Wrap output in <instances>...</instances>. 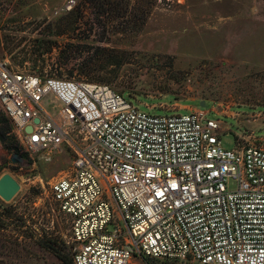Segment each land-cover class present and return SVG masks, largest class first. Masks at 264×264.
Listing matches in <instances>:
<instances>
[{"label": "built area", "instance_id": "1", "mask_svg": "<svg viewBox=\"0 0 264 264\" xmlns=\"http://www.w3.org/2000/svg\"><path fill=\"white\" fill-rule=\"evenodd\" d=\"M0 109L27 149L72 153L49 187L73 264H264V147L224 149L208 112L151 115L108 86L1 58Z\"/></svg>", "mask_w": 264, "mask_h": 264}, {"label": "rangeland", "instance_id": "2", "mask_svg": "<svg viewBox=\"0 0 264 264\" xmlns=\"http://www.w3.org/2000/svg\"><path fill=\"white\" fill-rule=\"evenodd\" d=\"M88 1L77 0L67 11V0H0V58L15 71L108 86L151 115L201 109L221 123L224 149L264 147L262 0H130L119 17L112 3L129 0H100L103 10ZM69 15L77 19L73 26L64 19ZM43 107L57 117L49 98ZM10 145L20 163L11 161ZM71 161L63 144L58 151L27 149L0 109V175L10 173L21 185L4 205L24 214L27 225L46 219L49 232L63 241H69V225L51 200L49 183ZM18 241L0 232V264H61L31 241Z\"/></svg>", "mask_w": 264, "mask_h": 264}, {"label": "trees", "instance_id": "3", "mask_svg": "<svg viewBox=\"0 0 264 264\" xmlns=\"http://www.w3.org/2000/svg\"><path fill=\"white\" fill-rule=\"evenodd\" d=\"M264 2V0H262ZM89 3L95 4L98 8H104V3L100 0H89ZM129 2L126 4H117L116 6L112 3V14L116 16L124 15L129 7ZM100 6V7H99ZM104 12V11H102ZM72 16H75L72 14ZM72 16L64 18L67 20L68 25L73 26L77 21L72 20ZM35 43L38 46L43 44L42 39H36ZM172 97V96H171ZM173 98V97H172ZM6 133H4L5 135ZM13 154H18L17 148L13 149L12 146H8ZM27 217L24 214H19L16 210L8 205H4L0 202V232H9V239L13 240L15 245H19V239L24 238L25 240L31 241L38 248L45 252H49L55 258L59 260L61 264H73L72 253L66 246L63 240H60L57 235L49 232L47 226L48 221L43 218H38V222L33 221V225H27ZM40 220V221H39ZM146 264H152L149 259H143Z\"/></svg>", "mask_w": 264, "mask_h": 264}, {"label": "water", "instance_id": "4", "mask_svg": "<svg viewBox=\"0 0 264 264\" xmlns=\"http://www.w3.org/2000/svg\"><path fill=\"white\" fill-rule=\"evenodd\" d=\"M201 107H204V102H201ZM38 119H34L33 123L37 124ZM26 134L32 132V126H27L24 129ZM11 161L13 163H20L22 158L16 154L12 155ZM21 185L10 173H3L0 175V200L3 204H9L15 196L20 192Z\"/></svg>", "mask_w": 264, "mask_h": 264}]
</instances>
